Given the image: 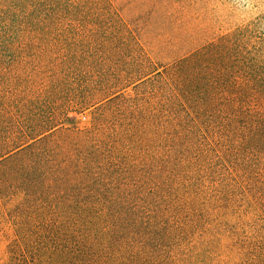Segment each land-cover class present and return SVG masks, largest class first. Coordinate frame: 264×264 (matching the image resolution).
I'll list each match as a JSON object with an SVG mask.
<instances>
[{"label":"trees","instance_id":"16d2710c","mask_svg":"<svg viewBox=\"0 0 264 264\" xmlns=\"http://www.w3.org/2000/svg\"><path fill=\"white\" fill-rule=\"evenodd\" d=\"M249 1L241 19L225 0H143L126 64L77 74L75 103L0 86V264H264V0ZM77 110L88 126L66 124Z\"/></svg>","mask_w":264,"mask_h":264},{"label":"rangeland","instance_id":"374dc122","mask_svg":"<svg viewBox=\"0 0 264 264\" xmlns=\"http://www.w3.org/2000/svg\"><path fill=\"white\" fill-rule=\"evenodd\" d=\"M142 1L0 0V86L11 87V91L14 87L28 89L26 93L36 92L43 85L57 87L63 99H74L75 103L87 89L83 88L84 78H77V74L100 73L104 68L126 64L146 21ZM225 1L241 19L257 13L249 0ZM127 10L135 14L131 20L124 17ZM132 37L130 46L123 42ZM46 43L52 48L47 52L52 56L50 63L43 69L35 68L39 58L45 57H41V48ZM14 59L23 62L12 64ZM153 60L170 62L156 56ZM79 111L68 113V126H88L87 112Z\"/></svg>","mask_w":264,"mask_h":264}]
</instances>
